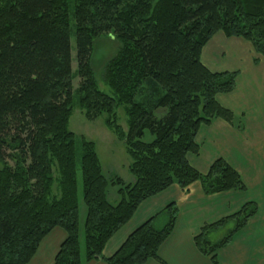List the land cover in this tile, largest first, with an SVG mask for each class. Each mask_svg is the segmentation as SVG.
I'll list each match as a JSON object with an SVG mask.
<instances>
[{
	"label": "trees",
	"instance_id": "trees-1",
	"mask_svg": "<svg viewBox=\"0 0 264 264\" xmlns=\"http://www.w3.org/2000/svg\"><path fill=\"white\" fill-rule=\"evenodd\" d=\"M78 105L122 140L133 182L108 181L95 145L80 139L82 199L80 230L76 139L68 130L72 113L70 16L68 0H0V264H27L43 238L60 228L66 238L53 264L103 259L106 243L146 199L177 185L187 191L199 182L204 194L244 191L236 170L215 159L208 172L196 171V134L214 119L233 126V115L215 97L233 90L236 72L213 73L200 61L201 49L218 31L243 38L264 57V0H73ZM115 36L120 46L103 69L99 90L91 69L94 40ZM124 107L125 132L116 110ZM165 110L161 118L155 111ZM153 138L143 141L145 132ZM56 172V176L54 173ZM53 186L57 193L53 192ZM109 186L118 187L109 202ZM257 210L248 202L237 213L205 224L194 245L216 262ZM177 208L168 204L134 230L104 259L105 264H145L173 231ZM163 218L161 228L153 221ZM231 228L213 241L212 234ZM84 258L81 256V234Z\"/></svg>",
	"mask_w": 264,
	"mask_h": 264
},
{
	"label": "crops",
	"instance_id": "crops-1",
	"mask_svg": "<svg viewBox=\"0 0 264 264\" xmlns=\"http://www.w3.org/2000/svg\"><path fill=\"white\" fill-rule=\"evenodd\" d=\"M200 61L213 73H237L232 92L215 97L220 106L232 113L234 124L214 119L210 125L201 126L196 134L199 152L189 154L187 160L196 171L205 174L215 159H224L237 171L245 190L206 195L199 182L191 184L186 192L172 185L137 207L130 221L106 243L103 259L83 264H105L104 259L110 258L136 228L171 203L177 208L173 231L158 248V259H149L145 264H212L209 257L197 251L193 238L203 225L237 213L248 202L256 204L255 214L227 246L217 250L216 262L264 264V57L243 38H229L218 31L201 49ZM160 224H164L163 219ZM65 238L62 229L54 228L27 264H53Z\"/></svg>",
	"mask_w": 264,
	"mask_h": 264
},
{
	"label": "rangeland",
	"instance_id": "rangeland-1",
	"mask_svg": "<svg viewBox=\"0 0 264 264\" xmlns=\"http://www.w3.org/2000/svg\"><path fill=\"white\" fill-rule=\"evenodd\" d=\"M69 4V16H70V27L71 29V39H70V50H71V71L73 73L72 79V113L69 118L68 130L74 133L76 139V176H77V199H78V211H79V222H80V230L82 232L84 219L86 210L84 207L83 199H82V176H81V150H80V139H85L87 141H91L95 145V152H97L100 164L102 166L103 175L106 176L108 181L112 180L113 177H118L122 180V182L127 185L133 182V176L129 174L128 167L130 165L129 157L124 150V145L122 140H117L116 136L109 130L106 129L104 125V115L97 117L94 121H90L84 117L83 112L81 111L78 105L79 95L77 94V89L79 88V78L76 76V61L75 59V38H73L74 26H73V0H68ZM119 42L112 34H103L100 38L94 40L92 45V54H91V69L94 72L95 79L98 83L99 90L104 93L112 96L110 89L106 84L102 82V75L104 65L114 57L115 53L119 49ZM125 110L123 106H120L116 110L117 124L123 128L126 132V120L127 117L124 114ZM165 110L155 111L153 115L156 118H161ZM143 141L150 142L153 138L146 131L143 136ZM8 167L13 168V161L8 159L5 163ZM0 163V171L5 166ZM56 176V172L54 173ZM53 192L57 193V189L53 186ZM118 187L109 186L107 191V198L109 202L114 203L117 201L116 191ZM154 228H161L160 221L163 219L161 217L157 218ZM231 226V225H230ZM230 226H226V228L219 229L215 233L212 234L211 239L213 241L220 240L227 235V231L231 228ZM81 234V256L84 255V245H83V236ZM84 258V256H83Z\"/></svg>",
	"mask_w": 264,
	"mask_h": 264
}]
</instances>
